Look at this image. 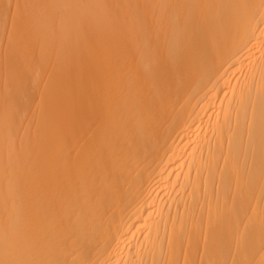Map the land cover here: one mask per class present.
I'll use <instances>...</instances> for the list:
<instances>
[{
	"label": "bare ground",
	"instance_id": "obj_1",
	"mask_svg": "<svg viewBox=\"0 0 264 264\" xmlns=\"http://www.w3.org/2000/svg\"><path fill=\"white\" fill-rule=\"evenodd\" d=\"M0 264H264V0H0Z\"/></svg>",
	"mask_w": 264,
	"mask_h": 264
},
{
	"label": "rangeland",
	"instance_id": "obj_2",
	"mask_svg": "<svg viewBox=\"0 0 264 264\" xmlns=\"http://www.w3.org/2000/svg\"><path fill=\"white\" fill-rule=\"evenodd\" d=\"M50 79V77H44L43 78V81H45V80H49ZM57 80H58V84L60 83V78L58 79L57 78ZM28 93H29V91H28ZM28 95V94H27ZM25 103L26 104H30V105H34V104H36L37 103V98H36V95L34 94V95H32L31 97L28 95V96H26V99H25Z\"/></svg>",
	"mask_w": 264,
	"mask_h": 264
}]
</instances>
